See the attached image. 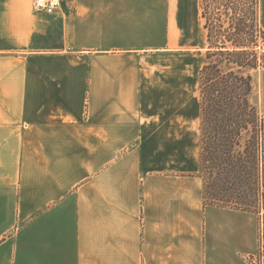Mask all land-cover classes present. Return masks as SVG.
<instances>
[{
    "label": "crops",
    "instance_id": "0c3cea01",
    "mask_svg": "<svg viewBox=\"0 0 264 264\" xmlns=\"http://www.w3.org/2000/svg\"><path fill=\"white\" fill-rule=\"evenodd\" d=\"M34 2L0 0V264H249L257 214L204 203L199 0Z\"/></svg>",
    "mask_w": 264,
    "mask_h": 264
},
{
    "label": "trees",
    "instance_id": "16d2710c",
    "mask_svg": "<svg viewBox=\"0 0 264 264\" xmlns=\"http://www.w3.org/2000/svg\"><path fill=\"white\" fill-rule=\"evenodd\" d=\"M207 3L208 0L202 2V16L206 20L204 28L209 30L211 7ZM259 5L256 0L251 8V19L257 28ZM229 29L242 31L233 22ZM257 45L254 40L231 37L220 42L208 40L201 70L200 141V175L206 205L252 211L259 196L264 167V115L253 101L252 71L264 67V61H260Z\"/></svg>",
    "mask_w": 264,
    "mask_h": 264
},
{
    "label": "rangeland",
    "instance_id": "374dc122",
    "mask_svg": "<svg viewBox=\"0 0 264 264\" xmlns=\"http://www.w3.org/2000/svg\"><path fill=\"white\" fill-rule=\"evenodd\" d=\"M204 1L206 2V0H199L201 10H202V2ZM255 1L256 0H208V3L206 4V6L211 7L210 13H208V20L211 21L209 30H206L204 28V24L206 20L202 16L203 32H204L203 36L205 39L203 43L205 49H203L201 52V54H203L202 55L203 57H201L203 64L205 61V54L208 48V40H211L212 42H216V41L220 42L222 40H226L229 37L234 38L236 40L245 41V42H252L253 40L257 41L258 45L256 46V51L261 58L260 61L263 63L264 61L263 59L264 57V49H263L264 33L261 32L262 30L261 24H259V27L257 28L255 26L256 23L254 22V20L251 19L252 18V14H251L252 2H255ZM232 22L234 25L236 24L237 27L242 29V31L239 32V31L230 30L229 26L231 25ZM220 26H223V27L220 28ZM227 31H229V34ZM262 68L264 67H259L258 69L252 71V75L254 79L253 80V83H254L253 101L258 104L260 110H261V107H260L259 98H258L259 94H258L254 75L256 76L257 71ZM200 89H201V77H200ZM200 95H201V91H200ZM201 127H202V122H201ZM200 153H201V148H200ZM260 176L261 178H260L259 188H258L259 196H257V201L253 204V208H252V212L257 214L258 226H259L258 212L260 210L261 205L264 204V167H263V171L261 172ZM214 189L218 190L219 188L214 187ZM230 193L232 192L230 191ZM210 202L211 200L209 199V203ZM246 260L248 261V257H246Z\"/></svg>",
    "mask_w": 264,
    "mask_h": 264
},
{
    "label": "built area",
    "instance_id": "2783aa9c",
    "mask_svg": "<svg viewBox=\"0 0 264 264\" xmlns=\"http://www.w3.org/2000/svg\"><path fill=\"white\" fill-rule=\"evenodd\" d=\"M34 6L37 11L52 15L60 9L61 0H35ZM258 216L257 247L256 251L248 257L250 264H264V204L261 205Z\"/></svg>",
    "mask_w": 264,
    "mask_h": 264
}]
</instances>
